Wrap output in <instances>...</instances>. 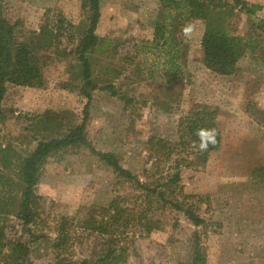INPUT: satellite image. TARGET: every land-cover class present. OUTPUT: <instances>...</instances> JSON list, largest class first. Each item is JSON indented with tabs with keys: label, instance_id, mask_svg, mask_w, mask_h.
<instances>
[{
	"label": "rangeland",
	"instance_id": "1",
	"mask_svg": "<svg viewBox=\"0 0 264 264\" xmlns=\"http://www.w3.org/2000/svg\"><path fill=\"white\" fill-rule=\"evenodd\" d=\"M85 1L0 0L6 18L19 23V43L35 39L38 44L41 36H34L46 25L57 28L60 18L76 26L65 25L59 40L36 52L43 88L8 86L0 120V223L6 228L2 264L13 262L15 240L25 235L17 219L21 162L39 141L59 138L82 122L78 49L90 22ZM219 1L224 8L216 12L225 13L226 32L246 49L237 72L227 77L213 75L201 63L203 22L185 23L181 15L166 19L181 49L180 69L174 74L167 64L172 41L155 40V24L165 19L161 0H101L97 35L102 41L88 56L96 83L101 88L114 85L117 95L94 93L88 137L95 149L115 154L124 168L144 180L143 170L153 168L149 141H177L180 118L197 105L217 107L224 130L222 152L203 172L187 170L183 182L188 200L205 219L222 223V232L214 233L210 225L196 229L183 213L164 208L163 228L149 235L138 232L125 264H191L196 230L206 264H264V0H242L250 14L233 0ZM48 118L56 121L52 128H45ZM38 192L47 219L39 229L48 237L31 245L36 263L54 261L51 243L61 217L73 219V258H95L103 239L86 230L87 222L104 214L112 200L127 197L133 206L138 195L86 147L51 156Z\"/></svg>",
	"mask_w": 264,
	"mask_h": 264
},
{
	"label": "trees",
	"instance_id": "2",
	"mask_svg": "<svg viewBox=\"0 0 264 264\" xmlns=\"http://www.w3.org/2000/svg\"><path fill=\"white\" fill-rule=\"evenodd\" d=\"M233 2L236 7L247 11L248 14L252 13L246 2L242 0H233ZM161 4L165 19L155 24V40L161 39L166 43L172 41L170 47L174 49L169 53L171 57L167 62L170 71L174 74L179 71L181 49H177L175 33L171 25L169 29L166 19L176 20L181 15L185 23L199 20L205 24L206 29L201 40L203 66L219 77L231 76L237 72L239 61L246 49L239 38L226 32L222 24L225 13L216 12L224 8L221 1L161 0ZM83 7L89 12L90 22L78 49L82 79L79 95L85 101L82 122L67 130L59 138L39 141L35 149L21 162L23 191L17 219L25 235L15 240L12 248L14 260L11 264H125L129 258L130 249L134 247L138 232L142 230L141 235L143 232L149 235L163 228L165 224L162 210L164 208L183 213L196 229L210 225L214 233L222 232V223L205 219L200 214L197 204L188 200L183 184L187 170L203 172L210 165L213 157H217L222 152L224 130L219 121L220 111L217 107L200 104L182 116L178 124V139L175 142L163 138L151 139L147 146L153 159V168L143 170L144 180L124 168L115 154L97 151L90 142L88 125L94 93L104 90L116 96L117 91L114 85L101 88L96 83L88 56L102 41L97 35L102 16L101 0H86ZM170 10L174 11L175 15L167 12ZM65 25L68 26L67 28H76L71 22L68 23L60 18L57 28L46 25L41 29L40 35L34 36L43 38L40 37L38 44L35 39L28 45L22 44L18 42L16 35L19 23L12 24L0 8V120L3 117V103L9 85L35 89L44 87L43 68L35 54L43 47H50L51 40H59L60 32ZM66 87L69 88V86ZM45 122L48 124L45 128H52L56 123L50 118ZM201 132H214V143L209 142L204 150L199 147L203 142L199 135ZM79 147H86L126 183L131 184L138 194L135 197L137 203H133L132 206L127 197H118L112 200L104 214L96 215L87 222L86 230L97 233L103 239L100 252L92 259L73 258L71 251L75 242V240L72 241L71 235V228H74L73 219L61 217L56 221L57 236L51 243L55 252L54 261L36 263L32 259L31 245L48 237L39 229L47 220L43 219L44 197L38 192L44 168L51 156L69 148ZM5 232V225L0 223V246ZM206 262L205 248L202 246L200 233L196 230L191 264H206Z\"/></svg>",
	"mask_w": 264,
	"mask_h": 264
},
{
	"label": "clouds",
	"instance_id": "3",
	"mask_svg": "<svg viewBox=\"0 0 264 264\" xmlns=\"http://www.w3.org/2000/svg\"><path fill=\"white\" fill-rule=\"evenodd\" d=\"M199 135L201 136V140L203 141L199 145L201 150L206 149L209 142H213L214 143V132H201Z\"/></svg>",
	"mask_w": 264,
	"mask_h": 264
}]
</instances>
